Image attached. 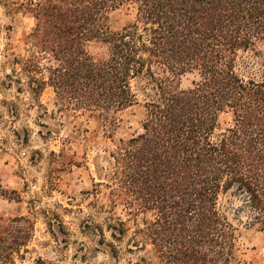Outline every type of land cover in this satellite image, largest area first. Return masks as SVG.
Instances as JSON below:
<instances>
[{
  "label": "trees",
  "instance_id": "trees-1",
  "mask_svg": "<svg viewBox=\"0 0 264 264\" xmlns=\"http://www.w3.org/2000/svg\"><path fill=\"white\" fill-rule=\"evenodd\" d=\"M31 6L36 26L24 67L39 92L49 86L62 106L114 123L132 106L145 110L142 132L120 141L105 176L114 204L154 215L136 223V234L153 248L155 263L148 264H241L238 228L219 201L228 194L240 199L250 227L264 233V58L241 67L238 60L241 51H261L264 0ZM122 7L135 17L114 32L108 15ZM94 40L109 46L105 61L88 53ZM43 71L48 79L38 80ZM187 73L197 79L182 89ZM225 112L232 124L222 129ZM109 229L115 239L127 232L121 220ZM32 231L24 216H0V264H49L25 261Z\"/></svg>",
  "mask_w": 264,
  "mask_h": 264
},
{
  "label": "rangeland",
  "instance_id": "rangeland-1",
  "mask_svg": "<svg viewBox=\"0 0 264 264\" xmlns=\"http://www.w3.org/2000/svg\"><path fill=\"white\" fill-rule=\"evenodd\" d=\"M39 1L0 0V186L7 191L6 197L0 194V216L31 221L27 262L144 264L145 259L146 264L155 263L152 246L136 234V223L142 226L144 219L153 220V213H139L137 207L119 200L114 204L105 176L120 141L142 132L145 110L132 106L114 123L62 106L53 88L39 92L32 85L24 66L32 50L27 39L36 26L31 3ZM134 17L133 9L122 7L108 15L107 23L117 32ZM86 48L98 62L109 56V46L99 40ZM260 49L241 51L240 67L261 62L264 43ZM257 52L261 58L254 59ZM41 62L44 68L51 65L48 60ZM35 77L47 80L49 73ZM196 79V73H187L181 77V88L192 87ZM219 124L222 129L231 125V113L221 114ZM241 204L229 194L219 201L238 228L241 264H263L264 233L250 227ZM117 220L127 228L119 239L109 229Z\"/></svg>",
  "mask_w": 264,
  "mask_h": 264
}]
</instances>
